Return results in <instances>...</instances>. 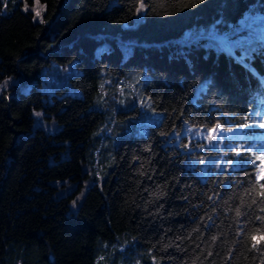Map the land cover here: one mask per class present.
I'll return each instance as SVG.
<instances>
[{"label": "trees", "instance_id": "obj_1", "mask_svg": "<svg viewBox=\"0 0 264 264\" xmlns=\"http://www.w3.org/2000/svg\"><path fill=\"white\" fill-rule=\"evenodd\" d=\"M262 124L264 0H4L0 264H264Z\"/></svg>", "mask_w": 264, "mask_h": 264}, {"label": "snow or ice", "instance_id": "obj_2", "mask_svg": "<svg viewBox=\"0 0 264 264\" xmlns=\"http://www.w3.org/2000/svg\"><path fill=\"white\" fill-rule=\"evenodd\" d=\"M3 2H4V0H0V3H3ZM143 8H144V5L141 4V9H143ZM25 10H27V9H25ZM37 15H39V13H37ZM224 39L225 40H228V34L225 35ZM236 43L242 45L243 42L242 41H237ZM252 51L253 50H251V49L246 50L245 51V54L242 55L239 58V61L238 62H240L242 64L245 63L246 62V59H250L251 58V52ZM250 70L253 71V72L255 71L254 69H250ZM261 114L262 113H260V112H257L256 113L257 116H259ZM259 127L264 128V124L259 125ZM247 151L248 150L246 149L244 153H240V152L236 153V156L237 157H240V159H238L235 162V165L234 166H239L241 168L248 167V166H253V162L247 157ZM259 159H264V156L259 157ZM258 179L260 181H262V183H260V185H259L261 191L258 193V195L261 198L260 202H264V169H261V174L259 175ZM257 202L258 201L253 200V204H255ZM261 211H264V209H261ZM237 215H241V213L239 211H237ZM258 219H262V218L261 217H258ZM213 239H215V238H213ZM251 239L253 241L252 247L253 248H256L258 245H260L262 242H264V234H261L259 236V238H257L256 235H253L251 237Z\"/></svg>", "mask_w": 264, "mask_h": 264}, {"label": "rangeland", "instance_id": "obj_3", "mask_svg": "<svg viewBox=\"0 0 264 264\" xmlns=\"http://www.w3.org/2000/svg\"><path fill=\"white\" fill-rule=\"evenodd\" d=\"M137 99H138L140 111H139V114H136L133 117H135V120L138 123H136L135 125L130 123V125L128 126L129 132H132V131L138 132L139 130H145L146 124L155 123L161 117L160 116L161 111L151 108L149 102L146 100L145 97L139 95L137 97ZM129 116H132V114L125 115V117H129ZM48 124L49 123L45 120V126H48ZM190 129H192V128L189 127V130ZM210 145H213V143H211ZM215 154H216V152L214 151V152L210 153L209 155L210 156H214ZM261 169H264V161H263V163L260 166V170H259L260 174H261ZM151 256H152V260H151L152 263L153 264H158V261L156 260V257L154 255H151Z\"/></svg>", "mask_w": 264, "mask_h": 264}]
</instances>
